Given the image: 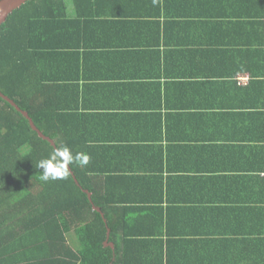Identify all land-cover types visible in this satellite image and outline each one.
<instances>
[{
  "label": "crops",
  "instance_id": "0c3cea01",
  "mask_svg": "<svg viewBox=\"0 0 264 264\" xmlns=\"http://www.w3.org/2000/svg\"><path fill=\"white\" fill-rule=\"evenodd\" d=\"M133 7L58 61L95 183L128 216L113 250L124 264H264V0ZM67 235L88 264L82 229Z\"/></svg>",
  "mask_w": 264,
  "mask_h": 264
},
{
  "label": "trees",
  "instance_id": "16d2710c",
  "mask_svg": "<svg viewBox=\"0 0 264 264\" xmlns=\"http://www.w3.org/2000/svg\"><path fill=\"white\" fill-rule=\"evenodd\" d=\"M137 1L31 0L0 29V91L56 144L0 96V264H79L83 258L67 235L71 229H82L85 245L95 247L98 257L107 255L105 264H124V252L104 241L108 229L109 241H117L128 216H110L116 211L103 198L106 186L95 183L82 125L68 113L77 107L65 102L71 83L59 74L58 61L96 47L88 42V27L122 24L127 15L134 17L127 12ZM147 1L155 7L160 0ZM63 147L73 157L86 156L87 163H69L67 175L42 181L39 161Z\"/></svg>",
  "mask_w": 264,
  "mask_h": 264
},
{
  "label": "clouds",
  "instance_id": "9594fccd",
  "mask_svg": "<svg viewBox=\"0 0 264 264\" xmlns=\"http://www.w3.org/2000/svg\"><path fill=\"white\" fill-rule=\"evenodd\" d=\"M87 161L86 156L82 160L79 155L73 157L67 147L58 148L48 158L39 161L38 168L42 169L40 178L44 182L54 181L67 175L69 163L86 164Z\"/></svg>",
  "mask_w": 264,
  "mask_h": 264
},
{
  "label": "water",
  "instance_id": "95a60500",
  "mask_svg": "<svg viewBox=\"0 0 264 264\" xmlns=\"http://www.w3.org/2000/svg\"><path fill=\"white\" fill-rule=\"evenodd\" d=\"M29 1H31V0H0V29L2 28L3 25H5L7 23L9 17L14 12L18 11L19 8H21L23 5H25ZM0 96L2 98H4L5 100H7L8 102H10L18 111L23 113V115L26 118H28L32 128L39 134V136L41 138L47 140L51 144V146L56 147L55 142L53 140H51L50 138H48L47 136H45L38 129V127L35 125L33 119L30 117V115L27 112L21 110V108L13 100H11L9 97L5 96V94L1 91H0ZM76 183L78 184L77 180H76ZM87 194L90 198V202H92V195L89 194L88 192H87ZM94 210L96 212L102 214V217L104 218V214L102 213V211L100 209H97L96 207H94ZM109 235H110V229L107 230V238L104 241V246H110L113 249L114 248L113 244H112V242L109 241Z\"/></svg>",
  "mask_w": 264,
  "mask_h": 264
},
{
  "label": "rangeland",
  "instance_id": "374dc122",
  "mask_svg": "<svg viewBox=\"0 0 264 264\" xmlns=\"http://www.w3.org/2000/svg\"><path fill=\"white\" fill-rule=\"evenodd\" d=\"M97 249L95 247H91L89 252L85 253V257H86V262H88V264H91L93 260L98 259V255L96 254ZM101 252V250L99 251Z\"/></svg>",
  "mask_w": 264,
  "mask_h": 264
}]
</instances>
